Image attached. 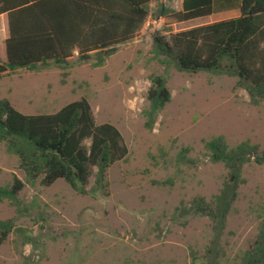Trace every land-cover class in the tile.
Returning a JSON list of instances; mask_svg holds the SVG:
<instances>
[{
  "label": "rangeland",
  "instance_id": "374dc122",
  "mask_svg": "<svg viewBox=\"0 0 264 264\" xmlns=\"http://www.w3.org/2000/svg\"><path fill=\"white\" fill-rule=\"evenodd\" d=\"M163 7L173 10L172 0H155L143 34L101 67L73 62L0 77V100L9 99L25 114L54 113L87 98L97 123L118 127L129 147L127 158L108 169L106 188L82 196L64 181L51 187L28 182L18 158L0 143V186L10 187L15 178L25 183L19 208L0 203V221L14 219L18 229L0 247V264L207 263L213 223L184 209L197 197L210 201L218 194L227 171L205 158L204 141L223 136L231 147L250 141L263 150L264 105H252L245 90H234V76L181 72L170 59L157 57L153 36L164 28L158 23ZM0 57L6 58L1 30ZM154 76L166 79L172 98L149 130L144 112ZM243 177L220 239L219 264H238L264 221V164L245 166Z\"/></svg>",
  "mask_w": 264,
  "mask_h": 264
},
{
  "label": "trees",
  "instance_id": "16d2710c",
  "mask_svg": "<svg viewBox=\"0 0 264 264\" xmlns=\"http://www.w3.org/2000/svg\"><path fill=\"white\" fill-rule=\"evenodd\" d=\"M155 0H0V16H7L5 60L0 57V77L18 69L37 71L56 65L92 63L101 67L123 46L138 39L151 21ZM239 10L235 18L197 25L172 33L178 24ZM163 30L154 34V53L170 59L181 72H224L237 78L234 90H245L254 106L264 105V0H182L179 11L159 9ZM166 79L152 78L144 112L151 130L171 101ZM0 143L19 160L28 182L51 187L64 181L87 196L107 186V171L129 155L118 127L98 124L89 100L82 97L54 113L25 114L7 98L0 100ZM204 156L223 164L227 175L210 201L195 198L185 214L207 216L214 238L206 264H219L220 239L228 214L245 184L243 169L264 164V149L244 141L231 147L223 136L204 141ZM188 148L180 159L187 160ZM96 172V174H95ZM95 176V185L90 187ZM25 183L15 178L0 186V203L20 207ZM18 229L14 219L0 221V247ZM34 239L26 237V242ZM238 264H264V221Z\"/></svg>",
  "mask_w": 264,
  "mask_h": 264
},
{
  "label": "crops",
  "instance_id": "0c3cea01",
  "mask_svg": "<svg viewBox=\"0 0 264 264\" xmlns=\"http://www.w3.org/2000/svg\"><path fill=\"white\" fill-rule=\"evenodd\" d=\"M224 15L227 16V17L226 18H221L219 20H224V19L238 17L240 15V12H239V10L225 11V12H221L219 14H215V15L209 17V18H215V17H219V16H224ZM159 18H162V16H160ZM203 19H207V18H203ZM219 20H216V21H219ZM162 21H163V18H162ZM194 21H196V20H194ZM194 21H191V22H194ZM213 22H215V21H213ZM188 23H190V22H188ZM210 23H212V22H210ZM183 24H186V23H183ZM205 24H207V23H205ZM178 25H182V24H178ZM178 25H175L174 27H177ZM188 28H191V27H188ZM188 28H185V29H188ZM0 30L4 31L5 40H6L7 37H8V24H7V16L6 15H1L0 16ZM182 30H184V29H182ZM5 57H6V55H5Z\"/></svg>",
  "mask_w": 264,
  "mask_h": 264
},
{
  "label": "built area",
  "instance_id": "2783aa9c",
  "mask_svg": "<svg viewBox=\"0 0 264 264\" xmlns=\"http://www.w3.org/2000/svg\"><path fill=\"white\" fill-rule=\"evenodd\" d=\"M167 0H164V3H166ZM173 3V10L179 11L182 7V0H172ZM162 22V18H159L158 23L160 24Z\"/></svg>",
  "mask_w": 264,
  "mask_h": 264
},
{
  "label": "clouds",
  "instance_id": "9594fccd",
  "mask_svg": "<svg viewBox=\"0 0 264 264\" xmlns=\"http://www.w3.org/2000/svg\"><path fill=\"white\" fill-rule=\"evenodd\" d=\"M31 247V245H26V248H30Z\"/></svg>",
  "mask_w": 264,
  "mask_h": 264
}]
</instances>
